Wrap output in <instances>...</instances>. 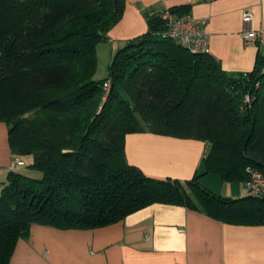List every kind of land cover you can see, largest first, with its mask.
<instances>
[{"label":"trees","instance_id":"16d2710c","mask_svg":"<svg viewBox=\"0 0 264 264\" xmlns=\"http://www.w3.org/2000/svg\"><path fill=\"white\" fill-rule=\"evenodd\" d=\"M124 8L125 0H0V121L12 154L31 156L39 173L15 167L2 185L0 264L32 223L95 228L155 202L264 225V195L223 196L198 178L242 183L246 165L264 173V54L250 71L229 73L209 52L163 37L159 13L145 12L147 30L96 79L97 45ZM145 130L205 142L203 171L180 181L128 163L125 135Z\"/></svg>","mask_w":264,"mask_h":264},{"label":"crops","instance_id":"0c3cea01","mask_svg":"<svg viewBox=\"0 0 264 264\" xmlns=\"http://www.w3.org/2000/svg\"><path fill=\"white\" fill-rule=\"evenodd\" d=\"M164 7L187 8L206 18L209 53L229 73L250 71L257 52L264 54V0H125L121 19L99 43L106 45L109 61L117 48L147 30L145 12L159 13ZM243 10L252 15L253 39L243 38ZM205 151V142L197 138L148 130L125 135L127 162L155 178H191L203 171ZM13 157L7 125L0 121V190ZM198 178L223 196L244 194V182L214 173ZM8 264H264V225L228 224L183 205L155 202L95 228L32 223Z\"/></svg>","mask_w":264,"mask_h":264},{"label":"built area","instance_id":"2783aa9c","mask_svg":"<svg viewBox=\"0 0 264 264\" xmlns=\"http://www.w3.org/2000/svg\"><path fill=\"white\" fill-rule=\"evenodd\" d=\"M163 21L164 29L161 35L175 40L190 52H209V34L205 30L206 18L194 16L191 12L176 13L170 7H164L159 12ZM251 13L248 10L242 12L243 38L253 39L256 34L251 28ZM109 82L104 83L106 91L109 89ZM249 95L245 96V102H249ZM24 164V160L14 156L9 164L13 169ZM248 174L244 181L243 193L250 195H264V173L249 165L245 166Z\"/></svg>","mask_w":264,"mask_h":264},{"label":"rangeland","instance_id":"374dc122","mask_svg":"<svg viewBox=\"0 0 264 264\" xmlns=\"http://www.w3.org/2000/svg\"><path fill=\"white\" fill-rule=\"evenodd\" d=\"M107 55L108 54H107L106 45L99 44V46L97 47V69H96L94 78L100 79L107 74L108 63H109V59H108ZM24 161H25V164L21 165L16 170L24 172V173H29L32 175H39V173L37 171H35V169H32L30 167V163L32 161L31 156H25ZM27 171H29V172H27Z\"/></svg>","mask_w":264,"mask_h":264}]
</instances>
